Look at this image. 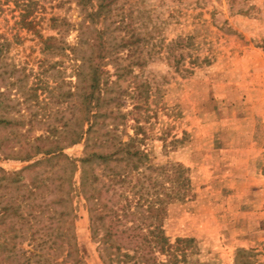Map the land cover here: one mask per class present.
<instances>
[{"label": "rangeland", "instance_id": "374dc122", "mask_svg": "<svg viewBox=\"0 0 264 264\" xmlns=\"http://www.w3.org/2000/svg\"><path fill=\"white\" fill-rule=\"evenodd\" d=\"M0 1V41L20 36L0 58V92L8 100L0 117L11 121L0 125V170L22 177L0 183V208L9 199L22 216L39 220L28 228L12 211L0 216V254L12 246L30 249L27 233L8 240L15 233H42L44 188L37 185L31 206L22 196L29 181L38 183L49 172L34 148L54 143L66 146L62 153L75 164L73 234L84 264H120L118 246L131 250L125 235L102 239L109 227L119 235L122 223L104 211L89 221L79 188L83 137L66 143L90 121L98 82L106 86L105 130L123 142L140 140L146 165L178 163L188 170V195L166 204L161 222L166 243L189 240L179 264H264V0H92L86 12L73 0H34L41 37L58 38L76 49L74 55L42 51L36 37L16 30L14 4ZM57 1L65 3L57 7ZM98 4H106L105 21L89 16ZM52 18L67 21L64 33ZM103 28L106 47L119 59L96 72L86 63L78 70V60L94 55L88 43L93 31ZM120 40L123 49L117 48ZM62 165L56 159L52 166L53 184L68 174ZM92 173L101 181L95 185L101 202L117 201L118 209L129 204V195L117 199V186L103 193L107 182L99 167L92 166ZM163 184L168 191V182ZM145 220L139 221L142 227ZM155 256L161 263L167 259L165 253Z\"/></svg>", "mask_w": 264, "mask_h": 264}, {"label": "trees", "instance_id": "16d2710c", "mask_svg": "<svg viewBox=\"0 0 264 264\" xmlns=\"http://www.w3.org/2000/svg\"><path fill=\"white\" fill-rule=\"evenodd\" d=\"M65 1L67 2L68 0ZM65 1H57L55 6L60 7ZM73 1L75 7L80 11L86 12V10H91L93 7L92 0ZM4 2H12L19 11L17 20L13 22L16 30H24L36 37L41 44L42 51L54 54H65L67 52L74 55L76 49L67 46L64 42L59 41L58 38L41 37L36 29L37 20H35L36 17L34 16L37 6L36 1L4 0ZM1 4L0 1V11L2 9ZM105 8L106 4H98L93 14H89V16L102 17L101 21H105L108 19L104 14ZM50 21L59 27L58 31L63 28V33L69 26L65 19L57 21L56 18H52ZM104 32V28L93 31V38H89L88 43L93 46L94 55L78 60L80 62L77 65L78 70L86 63L93 72H96L108 60L116 62L119 59L117 52L113 51L112 48L106 47L102 38ZM137 39L138 34H135L133 40ZM14 40L17 43L20 40V36L16 33H13L9 38L4 37L1 39L0 58L14 43ZM124 47L125 44L120 40L117 48L123 49ZM105 87L104 85L100 88L98 82L95 83L93 88L95 95L92 106L94 111L90 115V121L86 123L84 130H82L81 126L75 139L66 142L68 145H72L83 137V154L78 161L80 165L79 188L89 221L93 223L94 218L96 219L99 216L97 214L104 211L103 216L109 215V218L116 223H122L123 230L119 232V235L114 233L115 231L112 230V227H109L102 235V239L118 238L120 235H125V239L133 243L131 250L118 246L122 248V252L115 253L117 257L115 259L116 263L179 264L180 260H185L186 252L183 247L187 245L189 240L177 238L173 244L166 243L161 232V222L165 215L166 204L169 202H181L188 195L190 191L188 170L178 163L163 166L146 165L143 152L139 146L140 140L133 138L123 142L116 138L110 130H105V125L101 122L107 113L104 110V106L107 105L106 97L103 94ZM3 96L4 93L0 92V110L8 107V100L3 99ZM0 125L11 126V121L0 117ZM98 129H102L101 134L98 133ZM108 146L110 149L107 148ZM64 148L66 146L56 143L44 149L34 148V155L43 156L41 164H45L46 170H49V172L40 181L37 180L38 183L33 180L29 181L28 190L22 196V201H24L23 203L27 202V204L25 203L27 206H31V198L35 194L34 191L37 185L39 184V187L42 186L44 188L42 207L39 211L42 215V233L37 235L34 231L18 232V234L15 233L9 237L8 240L11 241L24 237L27 233L30 249L26 251L21 248H13L12 246L8 251L5 250L0 254L2 255L0 260L4 258V264H84L78 253L73 234L75 215L71 206L70 189L71 177L75 172V164L73 160L62 153ZM2 149L0 146L1 154L3 153ZM30 156L28 155L26 158ZM56 159L62 160L63 169L68 171V174L60 179L61 182L57 185L53 184L54 178L51 172ZM92 166L99 167L101 176L105 177L107 184L105 185L102 182L101 187H105L103 193H106L109 188L112 189L117 186L118 189H121L117 199L119 200V198H125L124 196L129 195L131 198L128 202L129 204L118 209L117 201L110 206L101 202L100 188L97 189L95 187L101 181L97 175L92 173ZM21 179L20 172L7 173L0 170V183L2 185L7 186L11 183H18ZM163 181L168 182V191ZM54 191L56 193L52 194ZM112 191L114 192V190ZM9 201L11 202L9 199L5 200L4 207L0 208V216L12 211L20 226L27 225L28 228H32L38 224L39 220H37L36 216L32 214L22 216L21 207H13ZM143 212L145 214H142ZM141 214L148 216L145 218L141 216L142 218H140ZM140 219L141 221L146 219L144 228L139 222ZM143 230L145 233H142ZM95 233L96 229H92L91 234L94 236L96 235ZM155 253H165V256H167L165 262H159Z\"/></svg>", "mask_w": 264, "mask_h": 264}]
</instances>
